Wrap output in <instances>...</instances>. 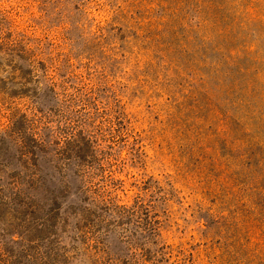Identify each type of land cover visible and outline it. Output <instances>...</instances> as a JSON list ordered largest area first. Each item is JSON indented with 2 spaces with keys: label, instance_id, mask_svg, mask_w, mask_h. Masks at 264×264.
Instances as JSON below:
<instances>
[{
  "label": "rangeland",
  "instance_id": "obj_1",
  "mask_svg": "<svg viewBox=\"0 0 264 264\" xmlns=\"http://www.w3.org/2000/svg\"><path fill=\"white\" fill-rule=\"evenodd\" d=\"M0 264H264V0H0Z\"/></svg>",
  "mask_w": 264,
  "mask_h": 264
}]
</instances>
